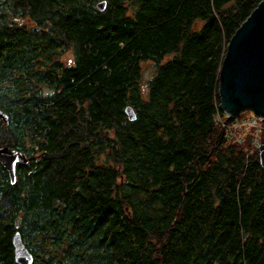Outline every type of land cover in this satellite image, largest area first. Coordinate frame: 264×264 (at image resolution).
Wrapping results in <instances>:
<instances>
[{
  "label": "trees",
  "instance_id": "obj_1",
  "mask_svg": "<svg viewBox=\"0 0 264 264\" xmlns=\"http://www.w3.org/2000/svg\"><path fill=\"white\" fill-rule=\"evenodd\" d=\"M100 1L0 0V264H264V129L218 92L262 0Z\"/></svg>",
  "mask_w": 264,
  "mask_h": 264
},
{
  "label": "water",
  "instance_id": "obj_2",
  "mask_svg": "<svg viewBox=\"0 0 264 264\" xmlns=\"http://www.w3.org/2000/svg\"><path fill=\"white\" fill-rule=\"evenodd\" d=\"M104 0L98 3L104 9ZM220 109L229 117L251 110L264 121V0L252 11L231 37L219 75ZM130 119L136 114L126 107ZM259 159L264 168V142L258 146ZM23 153L9 146H0V162L8 170L12 183L16 182V165ZM15 257L19 264H34V256L23 243L20 232L13 238Z\"/></svg>",
  "mask_w": 264,
  "mask_h": 264
},
{
  "label": "rangeland",
  "instance_id": "obj_3",
  "mask_svg": "<svg viewBox=\"0 0 264 264\" xmlns=\"http://www.w3.org/2000/svg\"><path fill=\"white\" fill-rule=\"evenodd\" d=\"M72 58H73V52L71 49L65 50L59 56V59H61L65 63L72 62ZM143 65L144 66H143V70H142V81L146 83L154 75L156 67H155L154 62L151 60L144 62ZM243 112H244L243 116L248 117L247 119L250 118L251 120L248 123L245 121V122H243V124H240L239 127H242V129H239L238 132L236 131V133H237L236 137L241 143L243 142L244 137H246V135L249 134V132L252 130L250 127H245V126L255 127L256 132H260L261 130L264 129L263 119L256 117L252 111L245 110ZM233 126L237 127L238 124H235ZM254 142L256 144V142H257L256 139ZM257 146H259V145L257 144Z\"/></svg>",
  "mask_w": 264,
  "mask_h": 264
},
{
  "label": "flooded vegetation",
  "instance_id": "obj_4",
  "mask_svg": "<svg viewBox=\"0 0 264 264\" xmlns=\"http://www.w3.org/2000/svg\"><path fill=\"white\" fill-rule=\"evenodd\" d=\"M15 261H16V257H15ZM17 264H19L17 261H16Z\"/></svg>",
  "mask_w": 264,
  "mask_h": 264
},
{
  "label": "built area",
  "instance_id": "obj_5",
  "mask_svg": "<svg viewBox=\"0 0 264 264\" xmlns=\"http://www.w3.org/2000/svg\"><path fill=\"white\" fill-rule=\"evenodd\" d=\"M224 124H225V122H224Z\"/></svg>",
  "mask_w": 264,
  "mask_h": 264
}]
</instances>
